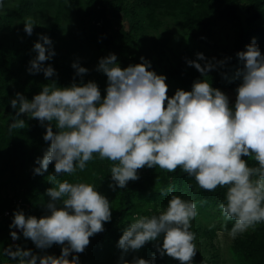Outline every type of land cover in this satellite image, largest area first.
I'll list each match as a JSON object with an SVG mask.
<instances>
[{"label": "clouds", "instance_id": "obj_1", "mask_svg": "<svg viewBox=\"0 0 264 264\" xmlns=\"http://www.w3.org/2000/svg\"><path fill=\"white\" fill-rule=\"evenodd\" d=\"M35 25L27 18L24 32L32 35ZM39 40L43 43H34L36 56L27 71L42 72L47 79L56 73L44 62L56 53L49 37L41 35ZM245 48L236 53L242 67L233 77L240 80L233 106L225 93L204 79L194 81L191 91L177 89L169 97L166 76L148 70L151 65L143 57L142 63L121 68L112 53L100 58L96 68L107 77L103 98L94 81L63 88L52 81L31 101L16 93L10 100L11 108L18 109L16 117L24 114L36 119L45 128L44 141L50 142L42 157L35 159L38 167L33 172L42 175L54 162V173L47 177L53 186L45 193L50 198L45 205L50 214L37 218L16 211L9 227L19 229L37 249L55 244L61 246V252L58 257H38L16 245L15 250L4 248L2 254L18 264H79L78 255H72L71 260L69 255L83 253L90 237L104 231V223L111 220L110 203L91 184L57 178L84 171L94 153L113 162L109 184L113 190L138 180V170L156 166L168 172L179 167L209 192L226 187L225 201L218 207L224 221H234L229 236L235 239L255 230L264 222V55L255 38ZM230 59L214 63L196 53V60L187 63L205 77ZM200 60L205 61L203 66L197 62ZM72 67L78 76L89 71L78 63ZM25 127L23 119L14 118L8 130ZM242 157H252L258 166L250 167ZM173 191L170 186L160 194ZM197 215L194 201L172 195L158 215L135 218L123 230L117 247L123 253L135 252L162 236V244L156 246L161 257L192 264L198 250L196 233L190 229ZM10 236L13 241L20 238L16 231H10ZM120 260L129 264L123 256ZM131 264H154V258H134Z\"/></svg>", "mask_w": 264, "mask_h": 264}, {"label": "trees", "instance_id": "obj_2", "mask_svg": "<svg viewBox=\"0 0 264 264\" xmlns=\"http://www.w3.org/2000/svg\"><path fill=\"white\" fill-rule=\"evenodd\" d=\"M138 10L144 11L145 25L151 28L160 25L162 15L177 17L183 29L182 46L176 48L170 40L166 46L147 45L143 50L144 24L136 18ZM29 17L36 24L30 36L23 30ZM41 35L51 39L56 53L44 62V66L51 65L56 73L47 79L42 72L27 71L29 61L36 56L34 43H43L39 40ZM253 38L264 55V0H3L0 9V264H18L2 254L9 246L13 250L16 245L30 249L38 257L45 254L58 257L61 252V246L55 244L45 250L37 249L19 229L9 227L16 211L37 218L50 214L45 207L50 198L45 193L53 186L47 177L54 173V162L42 175L33 172L38 167L35 159L42 157L50 142L44 141L45 128L36 119L24 114L16 117L18 109L10 105L16 93L31 101L52 81L61 88L94 81L103 98L107 77L96 68L99 59L110 53L117 56L121 68L142 63L143 57L151 65L148 70L166 76V80L178 83L184 91H191L194 81L204 79L226 95L228 90L236 93L240 80L233 77L242 67L236 53L245 51ZM196 53H202L214 63L231 59L203 77L187 63L196 60ZM197 62L202 66L205 63L204 60ZM73 63L89 71L78 76ZM174 93L168 87L167 95L171 97ZM235 98L229 100L230 106L234 105ZM14 118L23 119L26 127L9 132L8 125ZM93 155L84 171L77 170L57 179L93 185L109 201L111 220L104 223L103 232L90 237L83 253L70 254L69 260L72 255H78L79 264H121L123 256L129 264L134 258H154V264H180L157 252L162 236L135 252L123 253L117 247L123 230L135 218L158 215L167 208L171 196L176 195L197 205L198 215L191 222L190 230L196 233L194 243L198 252L192 264H217L219 252L213 239L217 230L230 231L234 224V221H224L218 207L225 201L226 187L209 192L199 188L195 179L179 167L168 172L156 166L138 170V180L128 182L124 189L113 190L109 187L113 162L101 160L96 153ZM242 159L250 167L258 166L252 157ZM170 186H174V191L162 196L161 191ZM10 231H16L20 238L13 241ZM228 251L233 264H264V222L255 230L231 238Z\"/></svg>", "mask_w": 264, "mask_h": 264}, {"label": "rangeland", "instance_id": "obj_3", "mask_svg": "<svg viewBox=\"0 0 264 264\" xmlns=\"http://www.w3.org/2000/svg\"><path fill=\"white\" fill-rule=\"evenodd\" d=\"M135 15L136 18L140 19V21L144 24V44L142 45L143 50L147 47V45H150V47L155 45L166 46L167 44H169L167 41L170 40H173L172 44H175L176 48H180L182 46L180 43V36L181 34H183V29L180 27L179 20L177 17L162 15L160 16V25L156 28H151L145 25V20L143 19V10H138ZM222 31L226 32V29H222ZM165 82L168 87L172 88L174 91H176L177 89L182 90V87L176 82L170 80H166ZM227 95L229 100H231L236 96V93L228 90ZM230 240L231 237L229 236V231L217 230L216 235L213 239L219 252L217 264H233L228 251V244Z\"/></svg>", "mask_w": 264, "mask_h": 264}, {"label": "built area", "instance_id": "obj_4", "mask_svg": "<svg viewBox=\"0 0 264 264\" xmlns=\"http://www.w3.org/2000/svg\"><path fill=\"white\" fill-rule=\"evenodd\" d=\"M7 213V210L4 211V214ZM37 264H39V261H37Z\"/></svg>", "mask_w": 264, "mask_h": 264}]
</instances>
